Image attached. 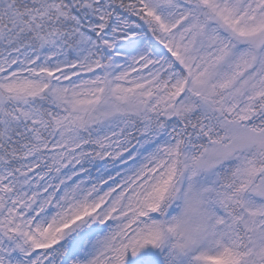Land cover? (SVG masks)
<instances>
[{
    "label": "snow or ice",
    "instance_id": "obj_1",
    "mask_svg": "<svg viewBox=\"0 0 264 264\" xmlns=\"http://www.w3.org/2000/svg\"><path fill=\"white\" fill-rule=\"evenodd\" d=\"M0 264H264V0H0Z\"/></svg>",
    "mask_w": 264,
    "mask_h": 264
}]
</instances>
